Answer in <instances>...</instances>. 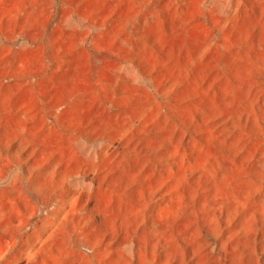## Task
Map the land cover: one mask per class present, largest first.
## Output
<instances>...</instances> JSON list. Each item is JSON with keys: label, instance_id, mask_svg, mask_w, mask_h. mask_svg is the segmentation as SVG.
Instances as JSON below:
<instances>
[{"label": "rangeland", "instance_id": "1", "mask_svg": "<svg viewBox=\"0 0 264 264\" xmlns=\"http://www.w3.org/2000/svg\"><path fill=\"white\" fill-rule=\"evenodd\" d=\"M0 264H264V0H0Z\"/></svg>", "mask_w": 264, "mask_h": 264}]
</instances>
